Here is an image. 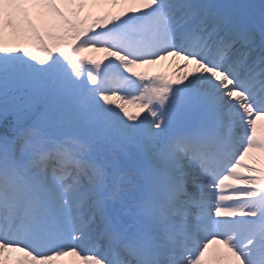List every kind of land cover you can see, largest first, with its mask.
Instances as JSON below:
<instances>
[{
	"label": "snow or ice",
	"instance_id": "6c2138e0",
	"mask_svg": "<svg viewBox=\"0 0 264 264\" xmlns=\"http://www.w3.org/2000/svg\"><path fill=\"white\" fill-rule=\"evenodd\" d=\"M0 264H264V0H0Z\"/></svg>",
	"mask_w": 264,
	"mask_h": 264
},
{
	"label": "bare ground",
	"instance_id": "6f19581e",
	"mask_svg": "<svg viewBox=\"0 0 264 264\" xmlns=\"http://www.w3.org/2000/svg\"><path fill=\"white\" fill-rule=\"evenodd\" d=\"M179 63H182V62H177V64H179ZM157 68H158V67H157ZM175 69H176V74H177V73L179 74V72H180L179 69H180V68L177 67V65H175ZM157 70H158V69H157ZM177 71H178V72H177Z\"/></svg>",
	"mask_w": 264,
	"mask_h": 264
}]
</instances>
